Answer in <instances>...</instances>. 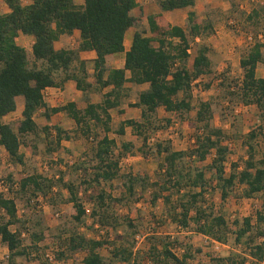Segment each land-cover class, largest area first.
Instances as JSON below:
<instances>
[{
  "label": "trees",
  "instance_id": "trees-1",
  "mask_svg": "<svg viewBox=\"0 0 264 264\" xmlns=\"http://www.w3.org/2000/svg\"><path fill=\"white\" fill-rule=\"evenodd\" d=\"M5 1L10 11L0 13V146L4 147L14 164L23 165L26 154L22 147L35 150L37 143L34 137L41 132L45 134L49 152L61 147L64 140H70L72 136L62 127L55 126L53 129L49 125L40 126L36 116L42 108L48 119L58 112L67 113L77 128L95 142L84 166H78L85 172L91 170L81 184L66 180L64 173L57 180L44 174L31 173L18 183L10 174L7 177L9 182L5 180L9 193L17 191V195L34 196L28 198L29 205H32L35 198L39 195L47 197L60 183L69 192V196L62 198V201L72 203L76 210L73 218L78 228L87 214L85 201L81 197L83 191L94 203L91 213L93 220L106 227L112 206L133 198L139 187L148 190V186H155L158 191H151L149 201L156 205L162 199L165 215L180 228L192 227L195 232L220 243H227L233 234L235 243L240 245L253 232L260 241L249 246L254 260L250 264H264V151L261 158L256 155L258 137L261 136L264 143V77L258 75V67L264 62V39L259 38L260 33L264 36V4L248 15L249 20L261 19L263 30L254 35L248 51L241 56L243 77L241 82H236V90L230 92L236 93L241 103L257 106L262 121L258 129H252L246 135L248 158L244 166L238 170L239 165L232 162V171L228 173L227 163L232 149L225 142L227 135L222 127L213 124L212 102L200 100L196 120L191 122L193 126H198L195 146L175 150L170 144L157 143L155 151L163 155L162 175L151 183L147 174H136L131 170L122 172L121 160L133 153L135 145L132 141H123L118 146L111 133L125 135L130 127L134 133L141 135L143 144H146L149 139L144 133L147 124L153 123L160 108L177 114L187 113L193 108L195 81L214 71L211 48L207 45L200 47L193 67L189 66L190 39L203 37L213 30L211 22L202 20L194 10L196 0H159L162 11L188 9L184 26L170 24L163 13L148 15L151 35L146 30H137L128 50L125 48L126 34L131 28L138 27L143 16L142 10L139 14L133 13L139 5L138 0H84L82 5L75 0H33L29 4H23L21 0ZM75 30H79L81 36L78 49L55 48V42L62 34H72ZM20 33L34 37L32 54L35 61L32 64L27 49L17 41ZM81 50H94L97 54L94 82L88 80L90 75L86 63L79 58ZM122 52H125L124 66L110 68L107 65L108 56ZM39 61L41 65L37 64ZM67 79L75 80L78 89L83 91L86 107H78L75 101L57 107L48 105L43 91L47 87L60 86ZM127 82L150 84L147 90L139 94L137 102L130 103L141 109V120L128 118L114 129L111 110L118 108L126 97ZM106 87H110V90L104 93L102 101L92 102L90 93ZM18 96L24 97L22 117L11 123L5 118L17 110ZM119 111L123 112L121 109ZM166 122L169 124L171 120L167 118ZM203 163L207 164L204 166ZM116 178L123 180L125 190L121 196H113L105 188V185L111 186ZM238 183L242 185V197L262 195L263 209L257 211L255 223L249 216L244 217L243 221L236 218L234 224L237 228L233 231L223 208L229 199L235 197L234 188ZM97 187L100 189L97 190ZM213 190L220 191L219 208L210 197ZM16 199L0 190V237L9 250L8 264H18V257L32 262L39 259V254L49 260L40 244L47 239L63 240L66 230L55 233L43 229L32 231V242L25 245L22 228H29L26 227L27 220L19 217ZM113 219L119 222L117 217ZM128 225L134 227L132 219H128ZM65 241L66 250L55 251L56 260H65L66 252L74 254L87 250L84 264H149L145 258L141 259L139 250H134L135 244L129 238V246L115 247L112 252L114 258L109 261L100 253L107 243L103 239L89 238L76 229L69 232ZM174 241L177 242L175 239L151 241L147 252L151 264H187L192 257L191 251L184 249L179 255L171 248ZM247 262V256L233 252L227 256L211 257L210 264Z\"/></svg>",
  "mask_w": 264,
  "mask_h": 264
},
{
  "label": "rangeland",
  "instance_id": "rangeland-1",
  "mask_svg": "<svg viewBox=\"0 0 264 264\" xmlns=\"http://www.w3.org/2000/svg\"><path fill=\"white\" fill-rule=\"evenodd\" d=\"M158 0H151L152 6H156ZM243 5V7L241 6ZM264 4V0H213V6L208 9L203 8L201 15L205 16L207 22H211L213 30L191 40L189 65L193 67V60L198 54L201 46L207 45L211 48L210 57L214 63V71L204 74L201 78L195 81L193 86V108L187 113L177 114L174 112H166L164 109L158 111V115L153 119L152 124H147L145 134L149 137L148 142L143 144L141 135L134 133L131 128H128L125 135H119L112 132L111 136L117 141L118 146L123 141H132L135 145L133 153L122 158V172L133 171L136 174H147L150 177V182H156L162 175L161 164L163 155H159L155 150L157 143L170 144L175 150L191 149L196 144V136L198 134V126H193L191 122L196 120L197 107L200 100H210L213 105L214 119L213 124L222 127L227 135L225 142L231 147V154L228 158V173L232 171L231 163L239 165L238 170L244 166L245 159L248 158L246 147V135L252 129H258L262 125L259 117V109L255 105H245L240 102L237 94H231L236 90L234 86L236 82H241L243 70L240 66V58L246 53L250 47L252 40L249 36L255 35L263 30V22L261 19L249 20L250 12ZM211 5V4H210ZM141 10H139V14ZM143 12V11H142ZM144 16V12H143ZM140 19L138 25L140 30H149L147 18ZM145 20L142 22V20ZM175 20V18H173ZM178 23L184 25L183 16L178 17ZM234 20L235 23H230ZM170 23V21H169ZM172 24V23H170ZM157 44V43H156ZM28 57L32 64L35 60L32 50L28 49ZM41 65V61L37 62ZM258 75L264 77V62L258 67ZM223 80V81H221ZM104 94V93H103ZM103 94L99 93L101 99ZM131 96L126 98L123 104L130 106ZM129 115L135 113L131 107ZM113 128H118L122 117L117 109L112 110ZM22 117L20 106L17 110L6 117V121L14 123ZM127 117V116H125ZM169 118L171 123H167ZM40 126L49 125L55 129L57 126L62 127L72 136L70 140H64L61 147L55 151L49 152L47 140L44 132H41L38 137H34L37 148L35 150H27L22 147L26 154L25 164H14L10 159L7 151L0 149V178L7 180V177L12 174L14 181L19 182L20 179L31 173H40L52 177L57 180L61 173H64L65 179L73 181L76 184H81L83 178L91 170L84 171L79 169V165L87 160V156L92 152L95 142L86 134L82 133L81 129L77 128L75 121L66 113L60 115L53 120L50 125L43 121L42 115L36 116ZM261 136L257 141V158H261L264 151V143L261 141ZM118 150V149H117ZM210 162V160L208 161ZM193 165H198V162H190ZM207 163H203L205 166ZM202 165V163H201ZM55 189L48 194L47 197L39 195L29 205L28 198L34 196H24L21 193L16 194L13 191L10 195L15 196L18 204L19 217L27 220L26 227L22 228V237L25 245L31 244L32 237L30 232L45 230L48 233H55L65 229L63 240L57 241L45 240L42 245L46 253H53L57 250H66V239L71 230L78 229L79 233L86 234L89 238H100L107 241L106 245L100 250L106 261L113 259V250L119 246H129L128 238L135 244V251L139 250L141 259L145 258L146 263L151 264L148 252V246L151 241L161 239L177 240L171 248L174 252L181 255L184 249L191 251L192 257L188 259L187 264H210L211 257L227 256L230 253L237 252L242 256H247L248 262H254L250 255V244L260 241L253 232L250 233L242 245L236 244L234 235L231 234L227 243L209 239L203 234H199L191 228H180L176 223L171 221L164 212V201L160 199L156 205L149 201L151 191H158V187L148 186V190L138 188L137 194L124 201L117 203L110 208V218L106 222V227L100 222H95L91 215L94 203L82 191L81 197L84 199V204L88 209L84 222L78 224L73 218L76 214L72 203L64 202L69 196L67 189L63 188L60 183H57ZM104 187V186H102ZM241 187L239 183L234 188L235 197L229 199L223 208L232 230H236L237 226L234 220L237 218L243 221L244 217H252L253 222L256 221L257 211L263 209V199L261 194H256L252 198L241 196ZM105 188L110 191L113 196H121L125 188L123 180L116 178L112 185H105ZM100 187H97L99 190ZM15 190V189H14ZM17 190V189H16ZM90 194V193H89ZM210 197L216 203L217 208L221 206L220 191H212ZM113 217H117L119 222H115ZM128 219H132L134 227L128 225ZM15 229V226L12 227ZM155 238V239H154ZM65 239V240H64ZM158 246H161V244ZM200 249V251H199ZM87 250H79L71 254L66 252L65 260L49 261L39 254V259L29 261L25 257H18V264H84L83 259L87 254ZM9 250L1 241L0 237V261L2 264H8ZM144 260V259H143Z\"/></svg>",
  "mask_w": 264,
  "mask_h": 264
},
{
  "label": "crops",
  "instance_id": "crops-1",
  "mask_svg": "<svg viewBox=\"0 0 264 264\" xmlns=\"http://www.w3.org/2000/svg\"><path fill=\"white\" fill-rule=\"evenodd\" d=\"M21 1L23 4H29L33 0H21ZM75 2L82 5L84 3V0H75ZM138 2H139V5H138V7H136L133 10V13L136 14L139 12V10H142L144 12V16H143L144 19L147 18L148 15H151V14L163 13L168 22L170 21V23H172V25H178V24H176V23H178V20H177L178 17L181 15V16H183V19L186 20V17L188 15V9H186V8L185 9H175L172 11H162V9L160 8V5H159V0L157 2L158 4L156 6H152L153 4L151 3V0H138ZM209 6H211V7L213 6V0H196V5L194 6V10L197 12V15L202 20H206V18H205V16L201 15V11L205 7H206V9H208ZM9 11H10V8H9L8 4L6 3V1L0 0V13H5V12H9ZM173 18H175V20ZM144 19L142 20V22L145 21ZM137 30H140L139 27H133L127 32L126 38H125L126 50L130 49V47L132 45L134 33ZM147 34L151 35L150 30L147 31ZM17 41L19 44L24 46L27 49V51L29 48L32 50V45L34 43V37L33 36L20 33L19 36L17 37ZM80 42H81L80 31L75 30L72 34H67V33L62 34L59 37V39L55 42V48L56 49H64V48L78 49L80 46ZM96 56H97V54L94 50H81V51H79L80 60H83L86 63V67H87V70H88L89 75H90L88 77V80L90 82L95 81V79L93 77V72H94V60H95ZM124 63H125V52L118 53V54H112V55L108 56V58H107V65L110 68L123 67ZM76 65L79 66L78 62H76ZM128 76H129V73H128ZM125 86L127 89V95H126V97H124L122 99L121 105L118 108H116L120 114L124 115V117H122L121 121L128 119V118L141 120V109L139 107H136V106H131L130 104H129L130 106L125 105V104H123V102L129 96H131V98L129 99L131 101V103L137 102L138 98H139V94L142 91L147 90L149 88L150 84L149 83L137 84V83L127 82ZM45 90L48 92V95L45 97V100L50 107L62 106V105L67 104L70 101H75L78 104V107H80V108H84L87 105V102L83 98L84 97L83 91L78 89L76 81L73 79H67V80L63 81V83L60 86L47 87ZM109 90H110V87H106V88L101 89V90L92 91L90 93L91 101L94 103L101 102L102 99H101L99 93L103 94V93L108 92ZM17 103H18V106H20L21 115H22V111L24 108V97L18 96ZM131 107H133L132 111H134V113H135L133 116L129 115L131 112V110H130ZM119 109L123 110V112L121 113L119 111ZM161 109L162 108H160L159 110H161ZM112 110H114V109H112ZM112 110H111V114H112ZM44 112H45V109L42 108L39 110L38 113L42 115L43 121H45V123L47 122L50 125H52L54 123L53 122L54 119H57L58 117H60V115H63L65 113L63 111L58 112V113L52 115L51 118L48 119L45 117ZM10 114H12V113H10ZM8 116H6V117H8ZM125 116H127V117H125ZM112 117H113V114H112ZM57 125H60V124L58 123V124H56V126ZM128 128H130V127H128ZM128 128H127V130H128ZM127 130H126V133H127ZM0 149L5 150L4 147H2V146H0Z\"/></svg>",
  "mask_w": 264,
  "mask_h": 264
},
{
  "label": "built area",
  "instance_id": "built-area-1",
  "mask_svg": "<svg viewBox=\"0 0 264 264\" xmlns=\"http://www.w3.org/2000/svg\"><path fill=\"white\" fill-rule=\"evenodd\" d=\"M241 6L243 7V5L241 4ZM230 23H235L234 20H230ZM254 35H250L249 38L250 40H253ZM259 38H263L264 36L263 34H259ZM44 96L46 97L48 95V92L46 90L43 91ZM15 186H17V183L15 184ZM0 190L3 191L5 193L6 196L10 197V193L8 191V184H6L4 179H0ZM87 212L88 209L86 208ZM46 257L49 259V261L55 262V255L53 253H46ZM120 264H125V263H120Z\"/></svg>",
  "mask_w": 264,
  "mask_h": 264
}]
</instances>
